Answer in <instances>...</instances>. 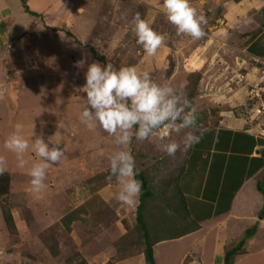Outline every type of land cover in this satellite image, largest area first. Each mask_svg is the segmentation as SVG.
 <instances>
[{
    "label": "rangeland",
    "instance_id": "374dc122",
    "mask_svg": "<svg viewBox=\"0 0 264 264\" xmlns=\"http://www.w3.org/2000/svg\"><path fill=\"white\" fill-rule=\"evenodd\" d=\"M24 1L36 14L25 12L22 0H0V32L4 33L0 37V156L6 158L9 174L7 191L0 195V264H82V260L146 264L142 239L133 240L136 231L125 233L135 225L137 202L117 201L120 185L116 177L108 179L109 161L117 150L114 138L99 126L89 130L80 120L86 103L82 87L87 63L97 60L102 65L148 71L154 81H167L187 96L198 109V123L205 124L224 111V116L239 119L254 133L249 87L264 74L256 68L250 50L251 11L248 18H241V10L249 12L253 1L191 0L207 19L206 36L200 40L176 34L163 0ZM137 13L165 36L154 56L137 43L133 23ZM260 35L264 38V33ZM94 53L102 55L103 61ZM82 57L87 63L78 69L74 65ZM17 123L23 125L21 134L30 138L22 167L4 147ZM33 132L46 142L58 134L64 149L61 160L49 165L46 188L39 193L33 191L29 176L32 164L41 162L32 150ZM170 138L181 137L172 134ZM160 144L155 137L143 142L133 139L137 171L166 153ZM198 173V186L185 185L189 187L186 201L190 214L202 217L212 205L199 192V182L211 188L212 179L204 169ZM260 195L258 214L264 210V192ZM1 204L12 217V232L4 223ZM70 213L73 217L68 219ZM218 215L216 211L200 218L201 229L155 243L156 264H223L222 249L233 246L250 222L246 217L235 232L216 233L210 247L207 232ZM255 219L257 228L244 241L245 253L235 255L232 264H264V224L259 226ZM241 226L242 232L236 235Z\"/></svg>",
    "mask_w": 264,
    "mask_h": 264
},
{
    "label": "clouds",
    "instance_id": "9594fccd",
    "mask_svg": "<svg viewBox=\"0 0 264 264\" xmlns=\"http://www.w3.org/2000/svg\"><path fill=\"white\" fill-rule=\"evenodd\" d=\"M163 8L178 36L187 35L193 40L206 36L204 26L207 19L191 0H163ZM133 23L137 43L143 46L148 56H154L164 44L165 36L139 13L133 18ZM86 63V58L82 57L74 66L79 69ZM82 88L86 93V103L80 114L81 123L93 131L99 126L114 138L117 150L109 161L108 179L117 178L120 187L115 198L123 204L136 203L142 191V181L137 178L136 161L131 150L133 139L143 142L155 137L161 141V149L175 159L178 152L186 154L202 138L198 109L181 90L167 81H154L148 71H140L136 66L117 68L112 63L102 65L93 60L87 63ZM22 128L23 125L17 123L15 131L4 142L5 149L16 155L21 167L30 146V138L21 134ZM172 134L181 138L171 139ZM33 135L36 138L32 142V150L41 162L32 164L29 176L33 191L39 193L46 188L49 165L61 160L64 149L60 147L62 139L56 133V138L47 142L34 132ZM6 170L7 160L0 156V175Z\"/></svg>",
    "mask_w": 264,
    "mask_h": 264
},
{
    "label": "crops",
    "instance_id": "0c3cea01",
    "mask_svg": "<svg viewBox=\"0 0 264 264\" xmlns=\"http://www.w3.org/2000/svg\"><path fill=\"white\" fill-rule=\"evenodd\" d=\"M240 1L242 0L235 2L239 3ZM252 1L253 7L249 12L248 10H241V18H248L251 11L254 30L253 56L264 58V40L260 41L264 39L263 36L260 37V34L264 33V12H262V10L264 11V0ZM257 28L261 30V33H255ZM1 35L3 36L4 33L0 32V37ZM211 109L209 108V110ZM223 113L225 112L219 111L213 115V120H208L209 117L205 124L203 122L198 123L202 126V138L199 143L187 151L185 169L179 178V184L185 195L189 191V187L185 189V185L187 187L193 183L198 186L197 176L202 169L212 179L211 188L207 183L204 185L203 182H199V192L207 195L205 201H210L212 208L210 211L205 210L202 217L192 215L198 221L201 229L200 218L211 217L216 211L219 212L207 232L208 236L211 235L210 247L212 242L217 240H215L216 233L235 232L236 225L246 217L249 219V226L254 220L256 222L255 218L259 222V226L264 224V217H261L264 214L255 213V208L261 200V192L258 191L257 184L263 183L264 180V162L259 164L257 160V158L264 157V139L251 133L246 123L244 124L239 119H231L230 114H226V117ZM188 171H190L189 174L185 175ZM226 172L228 173L227 180H225ZM242 230L241 226L236 235L240 234ZM205 236L206 233L201 237L204 238ZM222 251L224 252V249Z\"/></svg>",
    "mask_w": 264,
    "mask_h": 264
},
{
    "label": "trees",
    "instance_id": "16d2710c",
    "mask_svg": "<svg viewBox=\"0 0 264 264\" xmlns=\"http://www.w3.org/2000/svg\"><path fill=\"white\" fill-rule=\"evenodd\" d=\"M22 6L25 12L36 14L24 0H22ZM259 30L257 28L255 33H258ZM253 35L254 30L252 29L248 37H253ZM250 50L252 51L251 46ZM92 56L100 61L104 59L102 55L96 53ZM254 64L256 63L254 62ZM258 137L264 139V137ZM159 156L152 160L145 170L137 171V178L142 181V191L135 206V225L132 229L125 231L128 235H132L133 231H136V237L133 239L134 235L131 236L134 241L142 239V254L146 264H156L153 254L155 243L177 238L199 228L198 221L189 212L186 195L179 184L180 175L185 169L187 153L178 152L175 159L169 157L167 153ZM257 160L259 164H262L264 157L257 158ZM8 185L9 174L5 171L0 175V195L7 191ZM257 189L263 193V183L259 182ZM1 206L4 223L7 229L12 232L14 227L10 212L3 204ZM260 214L263 215L264 210H261ZM69 216L68 219L72 218L73 214L70 213ZM124 226L127 228L126 224ZM256 228L257 223L247 227L242 237L233 246L224 250L223 264H231L236 254L244 252V241L255 233ZM125 239H127L126 235ZM49 250L54 253L53 248ZM82 264L87 263L82 260Z\"/></svg>",
    "mask_w": 264,
    "mask_h": 264
},
{
    "label": "built area",
    "instance_id": "2783aa9c",
    "mask_svg": "<svg viewBox=\"0 0 264 264\" xmlns=\"http://www.w3.org/2000/svg\"><path fill=\"white\" fill-rule=\"evenodd\" d=\"M255 66L264 74V59L253 58ZM252 96H250L249 108L252 110V118L255 121L254 135L264 137V75L259 78L255 84L249 87ZM256 131V132H255Z\"/></svg>",
    "mask_w": 264,
    "mask_h": 264
}]
</instances>
